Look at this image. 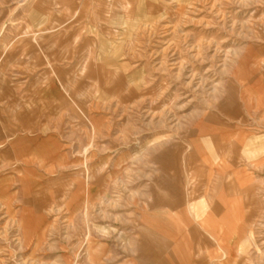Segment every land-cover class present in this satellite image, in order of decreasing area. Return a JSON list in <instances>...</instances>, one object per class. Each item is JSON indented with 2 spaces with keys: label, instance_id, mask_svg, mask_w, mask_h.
<instances>
[{
  "label": "rangeland",
  "instance_id": "obj_1",
  "mask_svg": "<svg viewBox=\"0 0 264 264\" xmlns=\"http://www.w3.org/2000/svg\"><path fill=\"white\" fill-rule=\"evenodd\" d=\"M251 73L264 0H0V264H118L152 155L216 123ZM258 161L263 185L225 205L204 264H264Z\"/></svg>",
  "mask_w": 264,
  "mask_h": 264
},
{
  "label": "crops",
  "instance_id": "obj_2",
  "mask_svg": "<svg viewBox=\"0 0 264 264\" xmlns=\"http://www.w3.org/2000/svg\"><path fill=\"white\" fill-rule=\"evenodd\" d=\"M231 83L216 123H198L192 139L186 135L176 143L178 152L196 162L182 164L178 152L169 150L152 155L157 191L136 203L133 229L126 234L129 254L118 264H204L200 252L218 249V219L231 217L225 205L235 198L247 203L263 185L258 160L264 158V74L234 76ZM244 85L251 86L247 94ZM247 154L259 158L256 165Z\"/></svg>",
  "mask_w": 264,
  "mask_h": 264
}]
</instances>
